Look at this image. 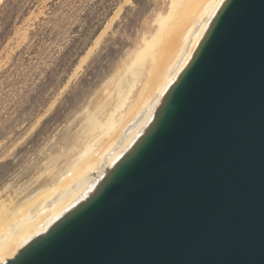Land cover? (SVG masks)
Returning a JSON list of instances; mask_svg holds the SVG:
<instances>
[{
	"label": "water",
	"instance_id": "1",
	"mask_svg": "<svg viewBox=\"0 0 264 264\" xmlns=\"http://www.w3.org/2000/svg\"><path fill=\"white\" fill-rule=\"evenodd\" d=\"M231 2L219 5L132 145L82 200L0 264H264V0H239L238 23L226 34ZM197 65L171 143L175 162L114 189L74 233L34 258L42 239L97 204L140 156L174 85Z\"/></svg>",
	"mask_w": 264,
	"mask_h": 264
},
{
	"label": "rangeland",
	"instance_id": "2",
	"mask_svg": "<svg viewBox=\"0 0 264 264\" xmlns=\"http://www.w3.org/2000/svg\"><path fill=\"white\" fill-rule=\"evenodd\" d=\"M162 1L0 0V189L72 139Z\"/></svg>",
	"mask_w": 264,
	"mask_h": 264
},
{
	"label": "bare ground",
	"instance_id": "3",
	"mask_svg": "<svg viewBox=\"0 0 264 264\" xmlns=\"http://www.w3.org/2000/svg\"><path fill=\"white\" fill-rule=\"evenodd\" d=\"M162 2L138 44L107 76L101 97L83 108L72 139L49 157L34 181L0 189V263L82 200L132 145L220 5L219 0Z\"/></svg>",
	"mask_w": 264,
	"mask_h": 264
},
{
	"label": "snow or ice",
	"instance_id": "4",
	"mask_svg": "<svg viewBox=\"0 0 264 264\" xmlns=\"http://www.w3.org/2000/svg\"><path fill=\"white\" fill-rule=\"evenodd\" d=\"M225 0H219L223 4ZM239 0H232L231 4L227 5L222 18L225 22V33L227 34L232 25L238 23L236 14L234 12L235 5ZM219 6V4L217 5ZM231 14V17H230ZM215 35L209 41V50L206 55L210 56L211 48L215 41ZM198 65L192 69V72L182 82L174 85V92L172 98L166 102L161 110L160 121L158 127L153 135H150L141 150L138 158L130 162L128 169L113 177L111 186L103 192L97 204L89 208L83 209L75 220L69 221L67 224L58 227L57 231L52 234L48 240H43L38 249L33 253V257H39L41 253L48 248L58 244L66 237L74 233L90 213L98 210V205L102 204L104 200L111 194L114 189L122 187L129 182L144 180L149 174L157 168H166L171 166L174 162V155L171 149V143L180 134L181 130V115L187 109V102L190 92L193 87L194 77L197 72ZM71 103V100L69 101Z\"/></svg>",
	"mask_w": 264,
	"mask_h": 264
}]
</instances>
